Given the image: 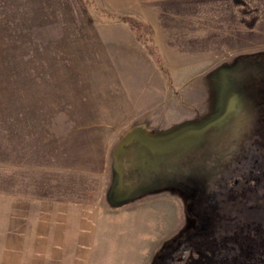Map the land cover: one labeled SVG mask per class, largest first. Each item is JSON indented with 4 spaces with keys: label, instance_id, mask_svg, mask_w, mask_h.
<instances>
[{
    "label": "rangeland",
    "instance_id": "374dc122",
    "mask_svg": "<svg viewBox=\"0 0 264 264\" xmlns=\"http://www.w3.org/2000/svg\"><path fill=\"white\" fill-rule=\"evenodd\" d=\"M233 67L237 122L264 132V0H0V264H76L40 249L73 234L64 203L111 199L132 132L216 119Z\"/></svg>",
    "mask_w": 264,
    "mask_h": 264
},
{
    "label": "flooded vegetation",
    "instance_id": "af4514ba",
    "mask_svg": "<svg viewBox=\"0 0 264 264\" xmlns=\"http://www.w3.org/2000/svg\"><path fill=\"white\" fill-rule=\"evenodd\" d=\"M234 72L223 73L216 119L156 136L137 130L113 163L112 200L163 192L180 204L181 228L154 264H264V132L237 122Z\"/></svg>",
    "mask_w": 264,
    "mask_h": 264
},
{
    "label": "crops",
    "instance_id": "0c3cea01",
    "mask_svg": "<svg viewBox=\"0 0 264 264\" xmlns=\"http://www.w3.org/2000/svg\"><path fill=\"white\" fill-rule=\"evenodd\" d=\"M162 1L172 0H142L150 3ZM110 203L106 197L97 202L64 203L63 211L58 209L59 214L71 221L70 227L75 228L73 234H62L58 227L51 234L43 230L41 251L67 252L69 257L77 260L76 264H151L154 254L165 241H161L162 236L169 237L171 231H176L173 230L176 198L168 193L163 196L151 194L117 208ZM134 218L143 223H135L132 231L137 235L143 231L141 225H146V238L130 234L128 224H132ZM149 224L153 227L149 228ZM159 228L165 233L158 235ZM62 236L65 237L63 241L59 239Z\"/></svg>",
    "mask_w": 264,
    "mask_h": 264
},
{
    "label": "water",
    "instance_id": "95a60500",
    "mask_svg": "<svg viewBox=\"0 0 264 264\" xmlns=\"http://www.w3.org/2000/svg\"><path fill=\"white\" fill-rule=\"evenodd\" d=\"M132 134L126 136L124 139H122L118 144L117 146L114 148L113 150V160H114V163L116 164L117 162V158L120 154V152L122 151L123 147L127 144V141L131 138ZM110 201L112 203H115L116 200H112L110 199Z\"/></svg>",
    "mask_w": 264,
    "mask_h": 264
}]
</instances>
